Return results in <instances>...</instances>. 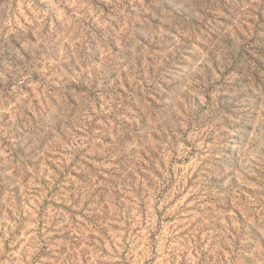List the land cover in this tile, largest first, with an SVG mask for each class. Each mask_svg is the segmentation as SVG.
<instances>
[{
	"label": "rangeland",
	"instance_id": "374dc122",
	"mask_svg": "<svg viewBox=\"0 0 264 264\" xmlns=\"http://www.w3.org/2000/svg\"><path fill=\"white\" fill-rule=\"evenodd\" d=\"M0 264H264V0H0Z\"/></svg>",
	"mask_w": 264,
	"mask_h": 264
}]
</instances>
